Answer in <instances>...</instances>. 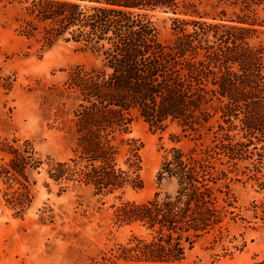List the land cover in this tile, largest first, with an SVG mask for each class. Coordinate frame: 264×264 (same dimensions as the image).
Wrapping results in <instances>:
<instances>
[{"label":"trees","instance_id":"obj_1","mask_svg":"<svg viewBox=\"0 0 264 264\" xmlns=\"http://www.w3.org/2000/svg\"><path fill=\"white\" fill-rule=\"evenodd\" d=\"M258 5L257 0H33L25 8L22 33L35 36L37 25L58 22L61 40L80 44L100 63L71 76L82 101L75 165L94 195L142 188V146L126 136L134 116L159 131L175 125L192 144L186 151L171 148L151 200L116 209L118 221L149 232L124 247L132 260L178 263L198 240L212 234L216 241L225 230L226 173L241 165L234 162L237 148L264 135V48L254 43L263 27ZM155 12L174 16L167 42L159 39L150 14ZM53 41L52 34L44 38L49 46ZM236 122L239 132L229 135Z\"/></svg>","mask_w":264,"mask_h":264},{"label":"rangeland","instance_id":"obj_2","mask_svg":"<svg viewBox=\"0 0 264 264\" xmlns=\"http://www.w3.org/2000/svg\"><path fill=\"white\" fill-rule=\"evenodd\" d=\"M32 1L0 0V264H264V135L237 148L234 162L241 165L226 173L227 214L218 240L204 236L178 263L127 255L133 237L149 232L118 221L116 209L151 200L171 148L192 144L175 125L159 131L134 116L126 136L142 146V188L94 195L75 165L82 101L71 76L100 63L80 44L61 40L58 22L37 25L35 36L22 33L19 23ZM257 2L263 27L254 43L264 48V0ZM150 14L160 41H169L174 16ZM49 34L51 46L44 42ZM238 125H230L229 135Z\"/></svg>","mask_w":264,"mask_h":264}]
</instances>
